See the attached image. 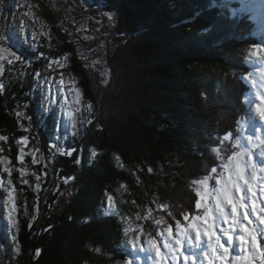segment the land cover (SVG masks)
<instances>
[{
  "label": "trees",
  "instance_id": "trees-1",
  "mask_svg": "<svg viewBox=\"0 0 264 264\" xmlns=\"http://www.w3.org/2000/svg\"><path fill=\"white\" fill-rule=\"evenodd\" d=\"M90 1L115 21L114 27L104 28V56L96 62L84 60L77 44L58 36L66 37V27H61L58 35L40 34V41L27 38L19 51L24 65L18 61L10 67L5 60L0 73L5 85L0 92V135L8 137L0 141V203L15 205L20 264H144L149 255H133L131 241L143 229L137 241L143 247L148 233L155 235L163 221L170 223L168 211L175 215L184 201L197 199L193 181L201 178L203 163L213 153L215 130L217 136L227 116L232 126L223 136L231 133L233 140L241 139L237 121L247 113L244 94L251 91L241 77L253 71L246 61L250 53L254 58L259 52L252 46L264 45V27L245 6L238 0H217V6L212 0ZM91 42L78 43L90 50L96 39ZM60 58L79 74L82 103L64 95L62 107L53 104L40 114L27 107L32 130L38 129L43 167L32 166L34 160L26 157L24 172V145L32 139L16 115L18 105L41 99L34 73L50 72L49 63ZM103 69L108 81L98 79ZM235 75L225 89L226 79ZM66 112L72 113L67 124L60 119ZM25 136L28 140L18 144ZM55 142L77 151L72 157L60 155ZM221 144L219 156L213 154L218 172L230 155L225 150L230 142ZM36 171L45 180L39 191ZM10 180L16 194L6 187ZM108 196L113 198L111 207ZM191 203L188 207L195 208ZM161 217L157 226L155 220ZM11 244L1 236V250L10 254Z\"/></svg>",
  "mask_w": 264,
  "mask_h": 264
},
{
  "label": "snow or ice",
  "instance_id": "snow-or-ice-1",
  "mask_svg": "<svg viewBox=\"0 0 264 264\" xmlns=\"http://www.w3.org/2000/svg\"><path fill=\"white\" fill-rule=\"evenodd\" d=\"M212 3L213 6H217V0H212ZM111 18L109 15L108 19ZM5 40L11 41V37H0V45ZM252 47L257 52H264V45ZM5 59L11 65L14 61L23 63L25 58L18 55L9 44L8 47L0 46V61ZM246 62L253 68L259 66L260 69L259 73L250 71L246 77H241L242 81L249 82L251 91L244 94L248 118L246 120L242 118L239 123L251 129L253 134H247L243 141L240 138L233 140L231 133L223 136L221 143L230 142V145L225 144V150L230 155L226 156V162H222V171L218 172L217 167L213 166L210 175L193 181L197 186L194 188L197 198L195 211L182 212L180 214L182 220L168 211V216L175 221L174 225L163 221V217L155 220L157 226H160L162 221L165 226L155 235L148 233L147 247H141L137 243L145 234L144 230L140 229L139 236L131 241L133 255L139 253L149 255L152 264H198V258L201 257L207 261V264H264V247H262L264 240L260 239L264 237V167L258 168L257 162L253 159L254 150H258L260 156L264 157V138L258 134L260 129L257 123V121L264 122V56L254 59L250 53ZM52 63L59 62L53 60ZM2 72L3 65H0V73ZM41 75L40 71L34 73L37 79ZM4 89L5 85L0 83V92ZM257 99L259 103H256ZM76 103H79L78 99ZM16 115L21 117L24 113L17 111ZM68 115L71 118L72 113L69 112ZM88 123L91 121L89 120ZM72 128L76 129L75 121L72 122ZM243 130L242 128L241 131ZM77 135L78 133L73 131L72 136ZM7 139V136L0 135V141ZM27 140L28 137L25 136L17 143L22 144ZM53 148L55 152L68 157H72L77 151L75 147H61L58 142L53 144ZM214 151L219 156V150L214 149ZM95 154L94 151L91 153L93 156ZM75 163L80 164L81 161L76 159ZM148 171L152 172V169L149 168ZM258 172L261 174L259 179ZM210 181H214L211 188ZM24 183L26 184L27 180ZM64 183H68V178L64 179ZM8 195L12 198L11 192ZM107 199L111 207L112 196H108ZM258 202L261 207H258ZM162 207L168 209L167 204ZM12 210H15V205ZM252 217H255L257 222L255 226ZM9 218L12 220V226L15 227V220L11 215ZM124 232L127 234L129 229L125 228ZM161 238L162 244L158 242ZM234 246L238 247L239 255L233 253ZM153 253L154 256L151 255ZM40 254L41 250H35L36 256Z\"/></svg>",
  "mask_w": 264,
  "mask_h": 264
},
{
  "label": "rangeland",
  "instance_id": "rangeland-1",
  "mask_svg": "<svg viewBox=\"0 0 264 264\" xmlns=\"http://www.w3.org/2000/svg\"><path fill=\"white\" fill-rule=\"evenodd\" d=\"M52 0H48V2H51ZM71 2L66 3V0H53L50 5H47V0H0V37H11V41L5 40V42L2 45H6L8 47L9 44H13L12 48L15 49L16 53L20 55L19 51L21 50L22 44L26 41L27 38H29V41H36L41 40L40 34L44 33H50L58 35L59 29L61 27H66V37H63L61 34L60 36L62 40L64 41L66 39V42L68 44L74 43L77 44L79 47V50L81 53L84 54V57L86 59L94 60L96 58H99L101 56H104V48L106 46L104 37V28H110L114 27V20L113 16L107 12L104 13L103 9L101 8L100 4H93L90 0H70ZM248 1V3L251 2V0H245ZM254 1V2H253ZM250 6L256 7V9L262 8L261 2H258L257 0H253ZM54 4V6H53ZM68 5L70 6L68 8ZM67 6V7H65ZM261 11V10H259ZM111 15V19H108V16ZM260 20H264V9H262L260 13ZM188 26V23H183L182 26ZM74 33V34H73ZM77 35H79L77 37ZM100 36V37H98ZM73 37V38H72ZM83 44L89 45L90 42L95 38L96 42L92 44L91 49L88 50V48H84L83 45H81L82 41ZM77 41H75V40ZM81 43H78V42ZM9 42V43H8ZM92 43V42H91ZM11 51V49H9ZM88 50V51H87ZM7 56V53H5ZM261 56H264V52H259L254 56V59H259ZM11 58V57H8ZM7 60V59H5ZM0 61V65H3L4 61ZM53 61V60H52ZM52 61L49 63V69L50 72L45 73L41 75L39 79L36 78V82L38 84V93L41 95V99H37V101L34 103L32 100L20 102L18 107L20 108L19 112L24 113V116H21V119L26 124V128L29 134V137L32 139L30 143H26L24 145L25 149V156L22 158V162L27 158L33 159L35 162L32 163V166L39 165L41 167L42 164V154L40 150V144H39V137L37 135L38 129L36 131H33V127L31 125L34 124V121L32 119V116L29 117L27 115V107L30 105L33 108H37L38 114L43 113L45 111H49V108L52 107V105L59 104L61 107L63 106V100L65 99L64 95L73 97V101L79 100V103H82V93H81V86L79 85V74L75 71H73L70 68V63L66 62L65 59H58L55 61H58L59 63L53 64ZM104 57L101 58V62L103 63ZM18 62V61H14ZM13 62V64H14ZM13 64L10 65V67L14 66ZM24 65V63L22 64ZM21 65V67H23ZM28 66V65H26ZM259 67L253 68V71H256L259 73ZM101 71V70H100ZM104 74V77H103ZM235 76H230L229 81L226 79L225 89H230V86L232 85L231 82L234 81ZM100 78V81H102V78L108 81V73L105 69H103V72H100L98 74V79ZM45 80H47V83H45ZM61 80H63V84H61ZM227 93V91H226ZM226 99H229L228 96H226ZM256 103H259V100L257 99ZM27 105V107H25ZM254 107V106H253ZM227 113L229 115V112L225 109L224 114ZM248 113V110H247ZM245 113L241 119L243 118L246 120L248 118V114ZM30 118V119H29ZM230 116H227V120L224 119L218 128V134L216 136V130L214 135V141H213V153L209 158H207L203 163V174L200 179H203L205 175H210L211 167L215 166V163L213 161V154L214 149L219 150V144H221V141L223 140V133L226 132V130L230 129L232 126V122H228L230 120ZM60 119H62L65 124H67V120L70 119L68 113L61 114ZM240 121V120H239ZM239 121L238 124H239ZM259 122V123H258ZM258 128L260 129V132L258 133L261 138H264V122L257 121ZM244 129L241 131V139L244 140L245 136L247 134H253L251 129H248L243 124L241 125ZM241 128V129H242ZM243 136V137H242ZM38 137V138H37ZM24 159V160H23ZM253 159L257 162L258 168L264 167V157H261L258 150H254V156ZM45 160V159H44ZM46 161V160H45ZM24 163L22 164L24 168ZM47 163V161H46ZM29 167V165H28ZM25 172V168L23 169ZM23 172V171H22ZM23 172V173H24ZM31 169L28 170L27 175L29 178L31 177L30 173ZM33 172V171H32ZM10 174V173H9ZM36 177H39V180L36 179L37 182V190L41 189L43 187V184L45 182L44 177L36 171L34 173ZM258 179L261 177V174L257 173ZM7 182V188L9 187L10 191L16 194L14 182L10 180ZM214 185L213 183H209ZM197 187L196 185L192 186L191 189L194 191V188ZM212 187V185H211ZM210 187V188H211ZM185 196L190 197L189 193H186ZM183 199V198H181ZM184 200V199H183ZM181 201V200H180ZM185 205H182V208L179 211H176L175 216L178 219L182 220V216L180 215L182 212H194L195 208H190L188 205L191 203L190 201H184ZM9 203L8 201L4 200L0 203V209H1V216H0V240L1 236H7V239H9V243L12 242L10 246V254H7L5 251L1 250L3 247L0 248V264H20V250L18 247L15 246V232L18 230V223L16 222L14 215L12 213L13 205ZM193 204V205H192ZM191 205L195 207V201H192ZM262 205L258 202V207H261ZM177 209V207H175ZM34 209H38V205H34ZM14 212V211H13ZM174 213V212H173ZM11 215V218L15 220V227L12 226V220L9 218ZM174 215V214H173ZM254 221V226L257 223L255 221V217H252ZM166 220L170 221L171 224L174 225L175 221L172 220V218H167ZM156 233L158 231L156 230ZM147 241V240H146ZM145 241V245L143 247H147ZM161 243H163L162 238L160 239ZM233 250H235V255H239L238 247L234 246ZM162 251H164L162 249ZM144 254V253H142ZM154 256V253L151 254ZM146 264H152L151 259L148 257ZM200 261V263H199ZM202 261V262H201ZM127 262H125L126 264ZM128 264V263H127ZM198 264H207L206 260H203V258L198 259Z\"/></svg>",
  "mask_w": 264,
  "mask_h": 264
},
{
  "label": "bare ground",
  "instance_id": "bare-ground-1",
  "mask_svg": "<svg viewBox=\"0 0 264 264\" xmlns=\"http://www.w3.org/2000/svg\"><path fill=\"white\" fill-rule=\"evenodd\" d=\"M253 2H254V1H253ZM248 31H249V30H248ZM249 33H250V32H249ZM245 87H246V86H245ZM249 89H250V88H249ZM245 91H246V90H245ZM247 91H248V90H247ZM242 105H243V104H242ZM244 110H245V109H243V111H244ZM240 111H241V110H240ZM246 111H247V110H246ZM246 111H245V112H246ZM241 112H242V111H241ZM258 123H259V122H258ZM242 137H243V136H242ZM129 258H130V257H129ZM131 258H132V257H131ZM129 260H130V259H129ZM139 261H140V260H139ZM143 262H144V264H146L147 261H143ZM201 262H202V261H201ZM199 263H200V261H199Z\"/></svg>",
  "mask_w": 264,
  "mask_h": 264
},
{
  "label": "water",
  "instance_id": "water-1",
  "mask_svg": "<svg viewBox=\"0 0 264 264\" xmlns=\"http://www.w3.org/2000/svg\"><path fill=\"white\" fill-rule=\"evenodd\" d=\"M69 2H71L70 0H66V3H69ZM186 26V25H185Z\"/></svg>",
  "mask_w": 264,
  "mask_h": 264
}]
</instances>
